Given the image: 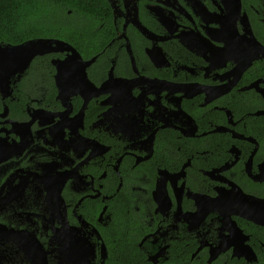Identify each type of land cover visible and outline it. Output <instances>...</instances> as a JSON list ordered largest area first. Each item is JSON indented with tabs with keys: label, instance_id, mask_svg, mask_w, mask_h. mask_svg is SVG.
Instances as JSON below:
<instances>
[{
	"label": "flooded vegetation",
	"instance_id": "af4514ba",
	"mask_svg": "<svg viewBox=\"0 0 264 264\" xmlns=\"http://www.w3.org/2000/svg\"><path fill=\"white\" fill-rule=\"evenodd\" d=\"M85 4L0 50V264H264V0Z\"/></svg>",
	"mask_w": 264,
	"mask_h": 264
},
{
	"label": "trees",
	"instance_id": "16d2710c",
	"mask_svg": "<svg viewBox=\"0 0 264 264\" xmlns=\"http://www.w3.org/2000/svg\"><path fill=\"white\" fill-rule=\"evenodd\" d=\"M86 0H0V42L19 43L33 36L60 35L64 16L91 10ZM262 260V259H261ZM261 261L249 264H260Z\"/></svg>",
	"mask_w": 264,
	"mask_h": 264
},
{
	"label": "water",
	"instance_id": "95a60500",
	"mask_svg": "<svg viewBox=\"0 0 264 264\" xmlns=\"http://www.w3.org/2000/svg\"><path fill=\"white\" fill-rule=\"evenodd\" d=\"M71 45H69L67 42L60 40V39H54V38H35V39H28L22 43L12 44V43H5L0 44V50L3 52H7L8 55L12 56L13 59L16 61L17 56L24 54L23 52H27L28 54V60L25 67L29 64L31 59L33 58L34 54L36 53H43L45 51H48L49 49H53L55 47H62L66 48ZM77 55L79 53L75 51ZM11 73V72H10ZM10 73L7 75H4L3 79L0 77V84L6 83V85L10 86ZM255 206L259 209V212L261 213L260 216H264V213L262 212V208L264 207V199H255ZM257 214L256 212H249L246 214V216L249 219L254 220L257 223L264 224V221L257 220L255 218ZM248 259H255L257 260V257L255 253L251 252L250 257Z\"/></svg>",
	"mask_w": 264,
	"mask_h": 264
}]
</instances>
